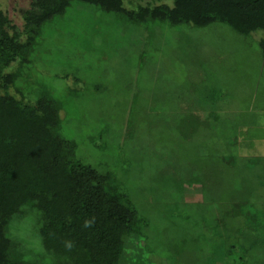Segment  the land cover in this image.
<instances>
[{"label": "rangeland", "instance_id": "374dc122", "mask_svg": "<svg viewBox=\"0 0 264 264\" xmlns=\"http://www.w3.org/2000/svg\"><path fill=\"white\" fill-rule=\"evenodd\" d=\"M32 1L0 0L13 42L27 39ZM122 1L136 10L164 0ZM261 40L262 31L222 23H132L71 1L29 53L14 48L15 60L0 61V95L13 75L10 95L59 105L51 115L76 146L72 157L109 173L136 207L145 225L125 240L119 264H264ZM24 210L8 226L22 258L68 264L44 250L41 214Z\"/></svg>", "mask_w": 264, "mask_h": 264}, {"label": "trees", "instance_id": "16d2710c", "mask_svg": "<svg viewBox=\"0 0 264 264\" xmlns=\"http://www.w3.org/2000/svg\"><path fill=\"white\" fill-rule=\"evenodd\" d=\"M71 1L98 6L137 24L222 23L241 35L264 32V0H164L140 4L136 10L124 8L122 0H34L23 15L25 43L13 42L18 32L12 25L10 35L0 15V61L15 60L14 48L29 53L43 24L60 16ZM259 45L264 51V40ZM14 80L13 75L5 76L0 95V264H30L8 235L9 223L25 208L41 214V244L53 257L68 256V264H119L125 240L145 222L109 173L72 157L76 146L58 133L60 121L53 116L59 105L45 96L27 105L7 92Z\"/></svg>", "mask_w": 264, "mask_h": 264}]
</instances>
